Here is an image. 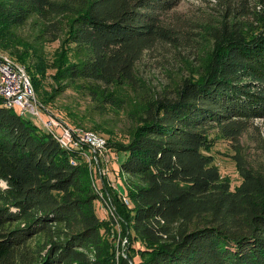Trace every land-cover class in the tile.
<instances>
[{
  "label": "trees",
  "instance_id": "trees-1",
  "mask_svg": "<svg viewBox=\"0 0 264 264\" xmlns=\"http://www.w3.org/2000/svg\"><path fill=\"white\" fill-rule=\"evenodd\" d=\"M179 2L0 0V50L35 91L53 70L55 91L127 120L112 147L126 154L133 264H264V0H218L182 26L171 19ZM153 52L172 54L159 89L141 69ZM1 100L0 264H116L117 231L96 212L86 163ZM216 143L233 151L234 187Z\"/></svg>",
  "mask_w": 264,
  "mask_h": 264
},
{
  "label": "rangeland",
  "instance_id": "rangeland-1",
  "mask_svg": "<svg viewBox=\"0 0 264 264\" xmlns=\"http://www.w3.org/2000/svg\"><path fill=\"white\" fill-rule=\"evenodd\" d=\"M218 0H180L179 4L171 15L172 22L180 23L182 26L186 20H194V18L204 15L202 13L212 12ZM183 21L182 22H180ZM182 23V24H181ZM185 26V25H184ZM59 42H51L46 45V59L50 64L54 57L58 54L60 49ZM0 55H7V53L0 50ZM15 61V60H14ZM19 63V62H18ZM21 62L20 64H22ZM176 64V62H174ZM176 66V65H174ZM172 67V54L170 53H152L146 55L141 62V69L148 77L149 82L156 87L161 88L162 84L167 81L165 68ZM31 81V77L27 72ZM54 71L47 69L44 75L40 76L39 91L34 88L36 100L43 102L41 109H39L40 117L30 111L24 113V117L29 119L38 127L45 129L44 121L48 116H54L63 124L70 128H82L88 132H92L105 141V145L95 153L89 148L87 144H80L79 148L72 150L81 156V159L86 163V168L89 173L93 186L98 192L99 200L95 203L97 214L101 218L111 216L114 222L115 233L114 252L116 264H120L121 258H127L128 264H133L128 257V252L132 251L129 247L130 237L128 234V227L125 225V216L122 214L123 205H128L129 202L125 194L123 178L124 175L119 170V163L122 162L126 156L124 152L114 151L113 141L122 139L119 134L120 129H123L127 120L120 113L106 112L97 115L90 112L89 99L74 88H67L63 92L55 91L57 85L54 78ZM14 109L19 112V107ZM81 115H90L91 120H82ZM85 120V121H84ZM257 122V120L255 121ZM245 144H250L248 152L251 157L257 156V151L253 142H249L246 137L243 138ZM211 150L215 163L218 165L222 174L229 179L231 186L234 187L240 182L236 164L233 159V151L229 149L224 143H216ZM260 155L262 153L259 152ZM251 159V158H250Z\"/></svg>",
  "mask_w": 264,
  "mask_h": 264
},
{
  "label": "built area",
  "instance_id": "built-area-1",
  "mask_svg": "<svg viewBox=\"0 0 264 264\" xmlns=\"http://www.w3.org/2000/svg\"><path fill=\"white\" fill-rule=\"evenodd\" d=\"M23 64L10 56L0 55V98L5 106L19 107V113L30 111L40 117V103L35 98V91ZM42 110V109H41ZM45 128L52 133L57 141L66 149L79 148L84 143L92 152L104 147L102 137L82 128H70L54 116H48L44 121Z\"/></svg>",
  "mask_w": 264,
  "mask_h": 264
}]
</instances>
